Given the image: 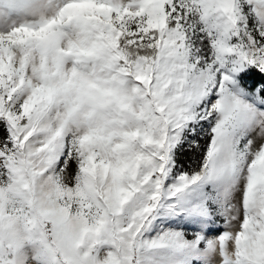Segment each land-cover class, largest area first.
Returning a JSON list of instances; mask_svg holds the SVG:
<instances>
[{
	"label": "snow or ice",
	"instance_id": "snow-or-ice-1",
	"mask_svg": "<svg viewBox=\"0 0 264 264\" xmlns=\"http://www.w3.org/2000/svg\"><path fill=\"white\" fill-rule=\"evenodd\" d=\"M0 264H264V0H0Z\"/></svg>",
	"mask_w": 264,
	"mask_h": 264
}]
</instances>
